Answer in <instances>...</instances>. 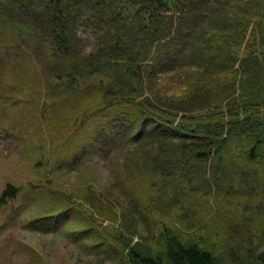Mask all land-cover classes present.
I'll return each mask as SVG.
<instances>
[{
    "label": "trees",
    "instance_id": "16d2710c",
    "mask_svg": "<svg viewBox=\"0 0 264 264\" xmlns=\"http://www.w3.org/2000/svg\"><path fill=\"white\" fill-rule=\"evenodd\" d=\"M2 100L5 113L37 115L55 179L92 154L109 163L113 226L100 233L92 216L59 199L70 194L57 181L49 194L58 199L41 217L56 232L75 216L80 231L63 236L75 234L85 255L115 253L118 264H264V0H0ZM133 165L139 186L162 194L153 205L167 206L181 227L142 237L154 220L141 212L150 201L129 193ZM22 189L9 183L0 206ZM46 189L34 187L21 210ZM79 192L92 215L103 214L97 193ZM193 194L224 202L218 232L211 222L206 237L190 232ZM129 218L139 219L134 234Z\"/></svg>",
    "mask_w": 264,
    "mask_h": 264
},
{
    "label": "rangeland",
    "instance_id": "374dc122",
    "mask_svg": "<svg viewBox=\"0 0 264 264\" xmlns=\"http://www.w3.org/2000/svg\"><path fill=\"white\" fill-rule=\"evenodd\" d=\"M15 97L20 101V95L15 94ZM0 102L3 110L0 113V196L9 183L23 188L15 200L0 206V264H118L119 262L113 257L115 253H108L107 256H88L82 253V249L75 244L76 242L73 243L75 234L73 237L71 236L72 238L63 236L66 229L80 231L82 224L77 223L78 219L75 216L70 219V222L60 225L55 230L56 232L49 230L51 227L42 222L44 219L41 218L50 214L51 205L58 199L57 196L49 194L50 189L54 192L53 185L57 181V184L63 187H59L62 188L63 193L70 194L59 199L69 197L72 204H76L84 214L88 217L92 216L95 220L94 223L99 226L100 233L103 232L102 227L113 226L108 218L118 208L116 205L115 208L110 206L105 199L110 196L109 186L114 179L109 163L99 154H92L91 159L87 160L80 170L64 172L65 174L61 176L60 180L55 179L50 174V166L53 162L50 151H48L51 147L50 141L45 136L44 128L41 131L37 128V115L34 114L33 117L31 113H5L6 105L3 100ZM21 114H24L22 118ZM40 125L43 126L42 122ZM44 148L47 149L44 154L47 158L42 159L40 157ZM137 171H139L137 165L129 168L127 177L129 178V193L138 197L142 205L150 201L147 207L152 206L145 208L144 211L141 210V212L144 213V217H151L154 220L145 223L146 228L143 227L142 237L147 236V230L150 234L149 228L159 232L165 225L170 228L181 227L167 206L160 208L153 205L157 203L153 202L155 200L162 201L163 196L159 191L150 192L139 186L136 179ZM42 186H47L46 191L43 194L40 191L37 192V199H39H33L28 207L21 210L35 195L33 188ZM83 188L90 189V195L97 193L98 200L102 203L100 211L103 214L92 215L94 208L91 203L81 199L83 196L79 190ZM135 191L136 194H133ZM188 199L195 217L198 218L196 219L197 226L190 230L191 233L196 234L195 238L206 237V230L202 227L206 228L208 222H211V225L215 224L216 232H218L220 223H223L226 218V215L224 217L221 211L224 202L220 206L214 202L212 197L209 198V201L202 200L199 194H193ZM159 206L162 205L159 204ZM224 207L228 209L229 205ZM131 210L134 209L129 208V213L132 212ZM119 218L121 219V216ZM138 221L139 219L129 218V227L126 229L134 234L133 231L137 230ZM116 226L118 227V223ZM138 227L141 229V226ZM188 228L190 227L188 226ZM126 233L128 232L126 231ZM104 237L105 235H102L99 240L101 241ZM129 237H133L132 244L142 241V245H148L145 240L147 237L141 239L140 235L131 236L130 234ZM155 238L158 236L156 235ZM216 240L217 236L213 237V241ZM149 246H152L151 242H149Z\"/></svg>",
    "mask_w": 264,
    "mask_h": 264
}]
</instances>
